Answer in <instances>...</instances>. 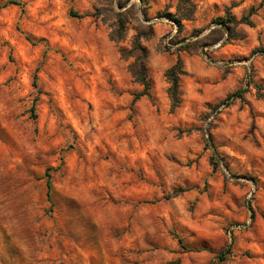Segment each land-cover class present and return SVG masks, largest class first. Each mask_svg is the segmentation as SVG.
I'll return each mask as SVG.
<instances>
[{
  "label": "rangeland",
  "instance_id": "374dc122",
  "mask_svg": "<svg viewBox=\"0 0 264 264\" xmlns=\"http://www.w3.org/2000/svg\"><path fill=\"white\" fill-rule=\"evenodd\" d=\"M123 1L115 44L97 0H0V264H264V0Z\"/></svg>",
  "mask_w": 264,
  "mask_h": 264
},
{
  "label": "trees",
  "instance_id": "16d2710c",
  "mask_svg": "<svg viewBox=\"0 0 264 264\" xmlns=\"http://www.w3.org/2000/svg\"><path fill=\"white\" fill-rule=\"evenodd\" d=\"M100 2L101 5H111L109 4L111 0H97ZM119 1V6L123 7L124 6V1L123 0H118ZM140 3L143 5L146 0H139ZM17 5L20 6V3L18 1H9L6 4H4L2 7H5L7 5ZM107 16L109 17L108 20L104 19L102 16V20H104L105 23H108V28H109V39L114 42L115 44H120L124 38H125V32H126V24L127 22V16L130 13V9H126L123 12L115 13L112 12V7L111 10H105ZM255 13V9L251 8L248 14L244 17H242L238 23H243V24H249L248 18ZM192 12H190L189 15H186L184 18H178L169 14H166V16L175 21L178 30L181 25L182 20H188L191 18ZM70 15L75 18H82L84 15H78L75 12H70ZM96 17H99L101 15V10L96 8ZM110 21V22H109ZM236 21L233 18H221L217 21V24L220 25V28H216L212 30L211 34L216 35L218 33L223 32L222 30L229 29L231 25H234ZM152 35V29L150 26H140L136 29V34L131 42L130 48L128 50H125L123 48H120L118 50V53L120 55V58L123 60H128L130 58L133 59V62L128 65V72L131 76L132 82L136 83L139 85L142 90L140 93H137L134 95V98L132 100V103L137 102L140 98L145 97L147 99L151 98L150 95V78L148 75V71L146 68V60H147V51L146 49L142 46V41L148 39ZM222 35V34H221ZM220 39V35L218 40ZM186 38H182L181 40L178 41H172V44H176L179 42H184ZM191 45V43H187L184 46H182V49H185L187 46ZM183 69H182V61L179 57H177V60L175 64L169 68L166 73L165 77L170 84V87L168 89V95L171 101V109H175L178 107L179 104V99H178V78L183 75ZM260 89L258 88V97L264 100V93L259 92ZM242 91H237L234 94L230 95L229 98H236V99H242ZM207 145H209L210 139L208 138L206 140ZM211 159L215 162L214 165V170L216 169L217 166L221 165L223 166L224 163L222 162L220 156L217 154V152L213 149V156ZM46 189H47V194L49 197V192L51 189L49 179L46 182ZM184 192V190H178L174 192L171 196L165 197L166 199L173 198L178 196ZM223 256H219V259L223 260Z\"/></svg>",
  "mask_w": 264,
  "mask_h": 264
}]
</instances>
